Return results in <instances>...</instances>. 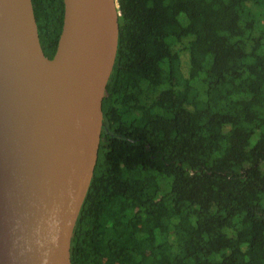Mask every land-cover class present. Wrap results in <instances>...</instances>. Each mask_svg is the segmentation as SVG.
<instances>
[{"label":"trees","instance_id":"obj_1","mask_svg":"<svg viewBox=\"0 0 264 264\" xmlns=\"http://www.w3.org/2000/svg\"><path fill=\"white\" fill-rule=\"evenodd\" d=\"M71 264H264V0H117ZM52 57L63 0H32Z\"/></svg>","mask_w":264,"mask_h":264},{"label":"water","instance_id":"obj_2","mask_svg":"<svg viewBox=\"0 0 264 264\" xmlns=\"http://www.w3.org/2000/svg\"><path fill=\"white\" fill-rule=\"evenodd\" d=\"M52 57L32 0H0V264H71L118 44L117 0H63Z\"/></svg>","mask_w":264,"mask_h":264},{"label":"flooded vegetation","instance_id":"obj_3","mask_svg":"<svg viewBox=\"0 0 264 264\" xmlns=\"http://www.w3.org/2000/svg\"><path fill=\"white\" fill-rule=\"evenodd\" d=\"M53 56V55H52ZM48 57V56H47Z\"/></svg>","mask_w":264,"mask_h":264}]
</instances>
